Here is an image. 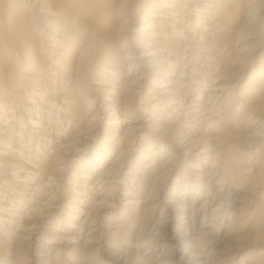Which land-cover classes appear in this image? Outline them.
<instances>
[{
    "label": "bare ground",
    "instance_id": "6f19581e",
    "mask_svg": "<svg viewBox=\"0 0 264 264\" xmlns=\"http://www.w3.org/2000/svg\"><path fill=\"white\" fill-rule=\"evenodd\" d=\"M263 22L264 0H0V264L264 244Z\"/></svg>",
    "mask_w": 264,
    "mask_h": 264
},
{
    "label": "rangeland",
    "instance_id": "374dc122",
    "mask_svg": "<svg viewBox=\"0 0 264 264\" xmlns=\"http://www.w3.org/2000/svg\"><path fill=\"white\" fill-rule=\"evenodd\" d=\"M263 24H264V22H263ZM260 34H262V33H264V27H263V29L261 28L260 29ZM257 40V39H256ZM247 44H249V45H251L252 44V42H247L246 43V45ZM245 44H243L242 46H244ZM255 68V67H254ZM252 70H254V69H252ZM251 72V71H250ZM240 74H242L241 73V71H239V73L237 74V76H235V79L233 80V84L234 83H236V79L240 76ZM248 74H249V72H248ZM243 86H246V83L244 84V85H242L241 86V88H239V89H237V90H235V93L236 94H239V92H240V90L242 89V87ZM184 98H185V93H184ZM262 101H260V100H258L257 101V103H261ZM48 121V119L46 120V122ZM45 127L46 128H48L47 129V131H49V132H51L52 130V128H50L48 125H46L45 124ZM206 129V127L204 128V130ZM45 130V129H44ZM67 130H69V129H67ZM28 131H26V133H27ZM64 142V144L65 145H60V146H66L68 143H69V141H66V140H63ZM75 142H71V146H73V144H74ZM253 154L255 153L254 151L252 152ZM177 156H179V157H181V153L180 152H178V155ZM182 158V157H181ZM186 160H189V159H186ZM11 180H7V182L6 183H9ZM172 184H173V182H172ZM171 184V182H170V185H168V188H167V190H169V189H171V186H173ZM262 196H264V194L262 195ZM257 204V205H256ZM251 206L248 208V210L249 211H251V212H254V213H246V215H247V219H245V220H247V223H244V225L243 226H245V227H247V226H249V230L250 231H247V232H251V233H253L254 232V230H255V227H256V225H257V221L262 217L261 215H260V210H259V208H260V206L262 205L261 203H260V205H258V203L257 202H253V203H251L250 204ZM264 206V205H263ZM244 209L246 208V205L243 207ZM259 210V211H258ZM248 211V212H249ZM259 212V213H258ZM254 215V216H253ZM256 215V216H255ZM258 215H259V217H258ZM254 217V218H253ZM246 218V217H245ZM249 220V221H248ZM250 222V223H249ZM253 231V232H252ZM239 260L240 259H242V258H244L245 256H246V258H247V261H255V258H256V260H257V258L260 260H263L264 261V244H257V243H253V244H250V245H247L245 248H243L240 252H239ZM242 256V257H241ZM33 259V258H32ZM238 260V263H236V264H240L241 263V260L239 261ZM100 261H102V262H100ZM258 261V260H257ZM259 262V261H258ZM93 263H95V261H87V263L86 264H93ZM99 263L100 264H108V260L106 259V258H104V257H99ZM58 264H61V263H58ZM85 264V263H84Z\"/></svg>",
    "mask_w": 264,
    "mask_h": 264
}]
</instances>
